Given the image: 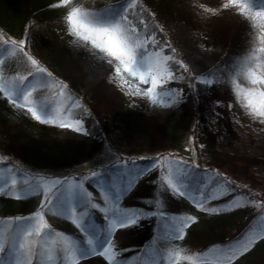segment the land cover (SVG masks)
I'll return each mask as SVG.
<instances>
[{"label": "rangeland", "instance_id": "obj_1", "mask_svg": "<svg viewBox=\"0 0 264 264\" xmlns=\"http://www.w3.org/2000/svg\"><path fill=\"white\" fill-rule=\"evenodd\" d=\"M95 1L57 0V9L50 17L57 31V39L83 69L91 70L113 84L125 97H129L131 108L151 117L147 119L150 127L161 122L153 117L171 114L178 108L184 98V86L197 95L208 93L211 79L206 71L220 59L223 49L203 41L200 28L204 24L208 21L227 22L230 19V22L248 23L250 28L259 26L264 33V11L256 10L251 13L247 0H186L191 3L184 8L190 16L191 27L177 20V13H171L175 16L173 19H165L161 14L163 11H157L153 5L143 3L146 9L142 11H148L149 16L148 19L145 16L139 19L143 27V31H139V37L134 36L138 24L130 16L131 13L140 15L138 0H98L101 4L120 3L125 12L115 13L114 19L107 20L98 19L94 15V8L90 13V8L84 7L97 3ZM48 25L51 26L49 22ZM41 26L43 25L30 21L16 35L7 34L0 28V100L11 111L13 118L28 120L32 134L51 136L61 141L94 142L97 149L88 159L76 164L38 168L5 153L0 147V207L10 203L15 207L13 210L19 211L0 212V234L10 227L14 214L29 213L30 221L23 231L26 238L19 240L17 244L18 234H15L9 244L20 249L32 239L37 240L38 236L27 238V235L31 230L35 232L33 234L39 233L47 223L50 225L52 220L44 217L43 204L56 197V190L63 182L65 190H72L73 194L81 193L86 188L80 189L78 185L71 184L76 177L92 176L107 165L143 157L151 160L138 173L141 180L138 183L144 185L146 190L140 192L134 189L130 197L134 200L131 202H142L146 207L132 205L128 208L122 204L115 211L108 204L107 196L98 193L101 197L94 196L77 210L66 211V214L71 212L70 218L81 224L84 213L100 209L103 223L99 234L88 232L80 242L71 239L73 229L69 233L56 235L55 239L50 237L46 241L48 246L40 249L47 252L41 264H139L141 259L136 247L142 242L143 245L146 243V235L150 232L153 235L152 241H157L160 247L161 261L158 264H168L170 252H175L178 245L175 235L166 230L163 219L165 214L160 210L161 207H164L167 200L171 203V208L165 207H174L173 210L183 216L182 213L189 212L181 207L182 201L199 203L205 197L202 192H194L190 184L182 179L191 174L189 171L200 160L206 162L209 159L196 149L193 127L185 132L181 147L162 149L165 146L160 144H167V139L158 134L154 137L158 144L156 147L134 152L133 146L115 128V122L111 118H107L108 130L96 122L91 125L81 117L86 109V94L82 92V87L73 93L68 88L67 81L49 73L45 64L35 56V49L38 47L36 32ZM20 48L27 55L28 65L37 71L31 79H26L27 74L21 72L11 73L12 68L5 65L7 57ZM258 50L261 51L259 47ZM257 56L260 55L253 57L257 60L255 65L239 73L232 82L236 96L244 100L239 99V105L244 109H241L243 115L238 110H231L227 126L219 129L218 115L225 103L222 99L213 97L202 103L200 125L216 133V147L243 152L254 160L249 171L259 181L255 189L261 191L264 190V60ZM106 93L108 100H114L116 95L109 94L108 90ZM174 152L181 156L174 155ZM129 172L121 176L114 175L111 186L108 184V187H113L116 192L127 188L134 180ZM150 174L160 178L155 180ZM210 175L209 172L206 174L204 183L211 178ZM244 183L248 184V181ZM104 188L101 190H105ZM168 188L173 191L172 197L169 196ZM223 194L224 185H216L209 190L207 201L212 203ZM35 202L37 206H33ZM32 208L34 210L30 211ZM15 217L19 219L18 216ZM243 218L242 216L240 219ZM182 219L190 221L188 218ZM231 220L239 219L233 215ZM187 226L192 233L189 241L179 246L184 251L183 258L189 259L191 251L194 254L198 251L200 258L215 257L219 253L215 250L203 252L202 247L206 244L203 236L197 237L192 223ZM262 234L264 235V230H253L251 236L258 239ZM1 238L6 240L7 237L2 235ZM55 245L65 250L64 260H61L63 256L55 253ZM0 264H20L18 254L10 252L4 257L0 256ZM143 264H150L149 257Z\"/></svg>", "mask_w": 264, "mask_h": 264}, {"label": "trees", "instance_id": "obj_2", "mask_svg": "<svg viewBox=\"0 0 264 264\" xmlns=\"http://www.w3.org/2000/svg\"><path fill=\"white\" fill-rule=\"evenodd\" d=\"M55 3L56 0H0V27L7 34L16 35L30 21L44 26H41L36 32L38 47L36 46L37 50L34 48L37 54L35 56L45 64L49 73L67 81L68 88L73 93L82 87V92L86 94L84 98L86 109L81 117L91 125L95 122L98 123L105 130L109 129L107 118H111L115 122V128L133 146L134 152L156 147L158 144L154 137L158 134L167 139V144H160V146H165L162 149L172 150L174 147H181V140L185 132L193 127L196 149L200 154L209 158L206 162L200 160L201 162L199 161L189 171L193 175V179L198 182H202L208 172L211 174L210 182L203 189L205 195L203 200L198 204L181 202V207H185L189 212L182 213L183 216L179 215L180 212L173 210L174 207L168 209L171 208V203L167 200L164 207L160 209L165 214L163 219L167 227L166 230L176 236L175 242L178 245L175 252H170L168 264H234L235 262H237L236 264H264V235L262 234L258 239L251 237L253 230H264V190L255 189V185L257 186L259 181L249 171V167L255 162L243 152L226 151L216 147L214 139L216 133L208 130L206 126L200 125L202 103L213 97L220 98L225 103L218 115L219 129L227 126L228 113L231 110H238L243 115L244 109L239 105V99H243L236 96L232 82L239 73L255 65L257 60L255 61L253 57L256 54H259L260 56L257 57L264 60V33L260 27L250 28L248 23L230 22V19L227 22L208 21L204 24L200 28L203 41L223 49L220 59L206 71V74L212 79L208 93L197 95L184 86V98L178 108L171 114L153 117L161 122L150 127L147 119L151 117L131 108L129 97H125L122 91L113 84L108 83L91 70L83 69L58 41L57 31L50 20L56 10ZM143 3L148 6L153 5L157 11H163L161 14L165 19H173L175 16L171 13L175 12L177 20H181L185 26H193L189 20L190 16L185 12L186 7L191 4L189 1L138 0L141 13L138 16L131 14L138 24L137 32L143 31L139 19L143 16L148 19L147 16H149L148 11H142V9H146ZM247 5L251 13L256 10L264 11V0H247ZM114 7L115 5H98L93 12L105 18L109 12L114 10ZM48 22L51 26L48 25ZM39 44L41 45L39 46ZM258 47L261 49L260 52ZM28 62L27 55L23 48H20L6 59L5 65L12 68L11 73L21 72V74H27L26 79H31L36 71L28 65ZM29 67L30 69L26 71ZM106 90L109 94L116 95L115 101L111 98L107 99ZM79 94L77 93V95ZM229 104L231 107H228ZM200 144H202L201 147ZM95 146L94 142L61 141L51 136L32 134L28 120L13 118L11 111L5 108L0 100V147L5 153H9L15 158L38 168H55L88 159L97 149ZM174 155L181 156L179 153H174ZM150 161L148 158L136 157L107 165L97 171L95 175L76 177L71 181V184L78 185L80 189L86 188L81 193L73 194L72 190H65L63 182L56 190V197L49 199L43 205L45 217L52 220L49 232L61 234L62 231H67L73 222L69 219L71 212L68 215L66 211L77 209L98 193H106L107 195H103L107 196V201L115 208L121 207L122 204L128 208L132 205L133 207H146L142 202L135 201L136 204L131 202L134 200L130 196L134 189L140 192L146 190L144 185L138 183L141 181L138 179V173L147 167ZM128 171L134 176V180L127 188L116 192L113 187H108V184L111 186V179L114 175L121 176ZM150 175L158 177L155 174ZM244 181H248V184H245ZM219 184L224 185L225 194L212 203L207 201L209 188ZM103 188L105 190H101ZM173 200L175 199L173 198ZM36 204V202L33 203V206ZM13 209L15 207L12 204L5 203L0 207V212L14 213L18 211ZM233 215L237 216L239 220H231ZM242 216L244 218L240 219ZM183 217L190 221L186 222L182 219ZM99 220L98 211L92 212L88 216V221L91 223L96 224V221ZM22 222V219L15 220L8 233L11 234L13 229H19ZM190 223L193 224V229H196L197 237L203 236L205 240L206 244L202 247V249L204 248L203 252L215 250L219 252L215 257L200 258L198 251L197 255L191 251L189 259L183 258L184 251L179 246L181 243L189 241L192 232L189 231L187 225ZM75 230L78 237L84 234L79 227H75ZM151 239H153L152 232L146 235L145 240L149 243ZM36 242L32 243L33 246L31 245L30 249H35L34 243ZM148 243L138 247L139 257L160 248L157 241ZM6 245L3 247L2 255L6 253ZM30 264H41V261L37 262L32 259Z\"/></svg>", "mask_w": 264, "mask_h": 264}]
</instances>
